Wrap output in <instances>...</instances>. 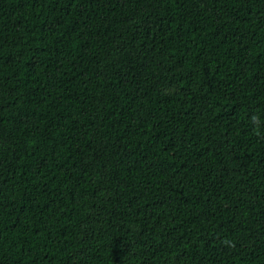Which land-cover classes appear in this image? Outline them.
I'll list each match as a JSON object with an SVG mask.
<instances>
[{
    "label": "trees",
    "instance_id": "1",
    "mask_svg": "<svg viewBox=\"0 0 264 264\" xmlns=\"http://www.w3.org/2000/svg\"><path fill=\"white\" fill-rule=\"evenodd\" d=\"M0 264H264V0H0Z\"/></svg>",
    "mask_w": 264,
    "mask_h": 264
},
{
    "label": "clouds",
    "instance_id": "2",
    "mask_svg": "<svg viewBox=\"0 0 264 264\" xmlns=\"http://www.w3.org/2000/svg\"><path fill=\"white\" fill-rule=\"evenodd\" d=\"M251 119H252V121H257L258 122V117L257 116H252L251 117ZM253 131H255L257 134H259V126H258V123H257V126L256 127H254V129H253Z\"/></svg>",
    "mask_w": 264,
    "mask_h": 264
}]
</instances>
